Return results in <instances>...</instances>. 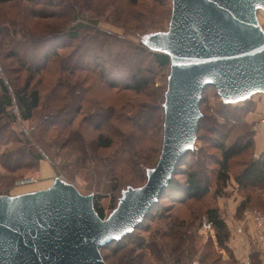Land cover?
<instances>
[{
    "label": "rangeland",
    "instance_id": "rangeland-1",
    "mask_svg": "<svg viewBox=\"0 0 264 264\" xmlns=\"http://www.w3.org/2000/svg\"><path fill=\"white\" fill-rule=\"evenodd\" d=\"M50 1L51 3L48 0H40L38 3H34L26 0H12L0 4V28L9 27L12 31L14 26L11 22H17L22 32L26 34L25 38L33 40L32 45H30L28 40L19 39V34L11 36V41L16 40L11 46H2L4 51L0 50V76L10 79L17 77L16 85L21 86L27 74L32 72L30 85L37 88L40 94L39 106L31 119L21 120L15 108L11 109L12 113L14 112L17 116L14 120L1 116L0 156L7 150L22 144L27 148L30 147L33 152L40 153L43 156L42 160L46 161L52 168L51 177L53 179L55 176L68 179L67 181L72 183L81 193L93 194L106 217L120 196V188H125V184L131 180V175L126 167L110 165L113 175L117 176V189L113 190L109 187L110 183L101 174L91 169L93 161L114 157L115 149L113 147L98 148L92 151L88 147L89 141L96 135L97 131L92 126H88L84 119L88 120L86 116L98 112V106L102 109L108 107L123 109L127 111L125 115L128 117L137 115L139 119L134 124L139 127L144 126L142 129L147 132L144 137L139 132L134 134V136L139 137V144L136 146L140 151L137 152H140L142 159H148L151 165L158 159L163 125L161 123L160 129L159 121L156 127L152 129V122H148V119L151 118V115H155V109L151 108L152 106L157 108V113L162 108L161 100L164 101L163 94L166 90L169 64L159 67L155 62H152L151 56L144 55V53H135L133 58H130L128 54L124 58L123 53L117 55L118 46L123 49L125 45L115 42L114 37L117 36L119 40H127L138 45L145 33L154 29L166 30L171 14V0H138L135 4L129 3L128 0ZM31 10L36 11V14L40 16L31 14ZM257 18L264 29L263 10L257 11ZM16 28L18 29V27ZM72 32H75V37L69 36ZM7 47H16L19 50L20 58L25 61L26 65H30V72L22 69L20 72L15 70L19 66L18 62L13 61L15 58H5L2 55ZM47 50H49L48 59L43 62L40 69L35 71L34 66L43 61L41 55ZM55 50L56 53L53 54ZM133 61L144 67L146 74L153 80L146 91L139 93L120 89L119 86L111 88L106 85L102 78H99L100 66L96 64L105 62L107 69H110L107 78L112 75L119 82L125 83L128 81L127 76ZM75 62L84 65V68H88L89 71H71L68 73L66 69L72 70V66L67 65ZM76 79L84 80L83 85L87 86V92L81 94L83 100L82 96L79 100L71 99L74 95L73 89ZM257 96L255 94L251 99ZM72 100L74 103L69 105ZM81 101L82 103L78 104ZM150 105L152 106L150 107ZM250 106L248 101L224 105L212 86L205 89L200 103L201 111L208 116L213 115L219 122L223 121L219 114L226 118H240L241 122L238 124L237 130L231 134L229 141L236 137H249L247 130L251 128L247 123L243 126L244 120L242 118H245L246 110ZM71 114H73V122L69 129H61L52 122L54 120L58 122L67 120ZM46 117L47 119H45ZM98 120L99 116L94 115L91 118L92 123H96ZM114 123L118 122L114 121ZM70 129L80 132V136H71L68 131ZM122 129L125 133L129 132L126 127ZM209 137V133L199 132L193 147L195 149L202 147L204 153L218 154L216 149L207 144ZM144 138L145 140H143ZM16 141H20L21 144ZM82 144L87 148V164L89 166H83L81 162L68 163L67 160L77 155V149ZM147 145L152 147L151 152L145 151L144 147ZM202 152L187 153L185 157L190 161L202 162ZM248 158L249 152H246L232 159L229 172L237 171L241 167L240 159L245 161ZM37 163L39 162L29 161L28 166H18L19 169L12 173L0 167V194H16L40 182L42 179H39L35 174ZM20 165H27L26 160ZM32 165L33 167H31ZM206 165V170L214 167V164L210 162H207ZM198 169L201 170V167ZM207 174L209 176L210 173L207 171ZM28 175L34 177L36 181L27 185H16L20 176ZM174 179L182 182L183 176L177 174ZM211 179L213 180V176ZM142 181L143 178L134 181L133 184L137 185ZM210 204L209 196L200 201L189 200L180 204L171 201L165 195V197L160 198L150 216L143 220L140 228L133 231V235L139 243L140 240L147 242L152 238L160 241L158 236L168 232V230L186 233L188 239L186 236V239H181L177 243L181 246L180 250H183L184 255H188V257L182 258L180 261H174L176 257L171 255V246L166 245L165 238L162 239L163 255L169 264H245L243 262L244 257L237 258L230 248L226 250L220 247L216 237H213V233L210 234L201 228V222L205 218L204 212ZM261 210L263 211V209ZM181 221H184L185 224L177 223ZM171 243L173 246V242ZM123 244L131 247L129 240H124ZM191 247L193 249L188 254V249ZM143 250L145 257L142 262L145 264L144 262L151 256L145 248ZM100 252L107 255L109 261H115V255L111 254L109 249H103ZM137 253H141L140 250H134L133 254ZM253 254L258 260V253ZM249 259V264H251V258ZM150 262L157 264L151 258Z\"/></svg>",
    "mask_w": 264,
    "mask_h": 264
},
{
    "label": "water",
    "instance_id": "water-1",
    "mask_svg": "<svg viewBox=\"0 0 264 264\" xmlns=\"http://www.w3.org/2000/svg\"><path fill=\"white\" fill-rule=\"evenodd\" d=\"M264 0H171L166 30L145 34V46L169 56L162 143L142 185L121 191L102 218L93 194L55 176L42 189L0 194V264H107L100 248L132 232L191 150L200 101L212 86L224 103L264 93Z\"/></svg>",
    "mask_w": 264,
    "mask_h": 264
},
{
    "label": "trees",
    "instance_id": "trees-1",
    "mask_svg": "<svg viewBox=\"0 0 264 264\" xmlns=\"http://www.w3.org/2000/svg\"><path fill=\"white\" fill-rule=\"evenodd\" d=\"M10 1L12 0H0V4ZM26 1L38 3L40 0H26ZM128 1L131 4H135L138 0H128ZM48 2L51 3L50 0H48ZM31 14L38 15L36 14V11L33 10H31ZM11 24L14 26L12 31L9 29V27L0 28V50H3L2 46L4 45H10V46L12 45V43L16 40L13 39L11 41L14 35L19 34L20 35L19 39L21 38V40L23 41L28 40L25 38L26 34L22 32L17 22H11ZM16 27H18V29ZM155 31H161V30L154 29L151 32H155ZM74 33L75 32H72V34L69 36L75 37ZM114 38H115V42H117L118 44L125 45L123 49L118 46V49L116 51L117 55L123 53L124 58L127 54L129 55L130 58H133V55L135 53L137 54L144 53V55L151 56L152 62H155L159 67L169 64V56L165 53L156 52L148 49L143 42V38H141V41L138 45L132 44L127 40H123V39L119 40L117 36H115ZM28 42L30 45H32L33 40H28ZM48 53L49 50L43 52L42 54L43 56L41 55L43 61L34 66L35 71L41 68L44 61L46 62V60L48 59L47 57ZM55 53L56 50L53 51V54ZM2 55H4L5 58H15L13 61L19 63L18 69H15L17 72H20L21 69L26 70V72L27 71L30 72L29 71L30 65H26L25 61H23V59L20 58L19 50L16 49V47L14 48L7 47L5 53ZM111 61H112V56H111ZM96 65L100 66L99 78H102L106 83V85L111 88L119 86L118 88L120 89L132 90L134 92L140 93L146 91L148 86H151L153 82L151 77H149L146 74L145 68L134 61L131 65L130 71L127 76L128 81L125 83L119 82L115 78V76L111 75V73H110L111 76L109 77L110 79L107 78V74H109L108 70L110 69L109 68L107 69L105 62ZM67 66H72V70L66 69L68 73H70L71 71L74 72L89 71L88 68H84V65H81L78 62L68 64ZM2 72L4 73V71ZM32 76H33L32 72L28 73L26 79L24 80V83L21 86L16 85L17 77H13L10 79L9 77L6 78L0 76V118L1 116H5L6 119L9 118L10 120H14L17 116L14 112L12 113L11 109L15 108L21 120L24 121L31 119V117L34 114V111L38 108L40 103V94L38 89L35 87H31L30 85ZM83 84H84V80L76 79L73 89L74 95L71 97V99L76 98L79 100L81 96L84 94V92L85 93L87 92V86L86 85L84 86ZM204 91L202 93L201 101L203 98ZM253 95H251L249 98L243 101H239V102L248 101L251 104L250 108L246 110V113L253 106V103L251 101ZM82 100H83V96H82ZM72 102L74 103V101L72 100L71 102H69V105L72 104ZM239 102H236L235 104ZM81 103L82 101L79 102L78 104ZM162 103L163 102L161 100V107H162ZM223 104L230 105L233 103L223 102ZM151 106L152 105H150V107ZM98 108H99L98 112L94 114L95 116H99V120L96 123L91 122V118L94 115L86 116L88 120L84 119L85 123L88 124V126H92V128L95 131H97L96 135L89 141L88 147L92 151L98 148L106 149L113 147V149H115V156L112 158L110 157L105 158L101 161H93L91 163L92 168L91 167L90 168L97 171L98 174H101L102 177H104V179L110 183L109 187L113 190L117 189L116 187L117 176L113 175V171L110 168V165H113L114 167L117 165L127 168L128 173L131 175V180L130 182L125 184V188L127 186L142 185L145 181L146 169L148 167L154 166L157 160L151 165L149 164L148 159L145 158L142 159L140 157V152H137L140 151L136 146L137 144H139V137L136 135L134 136V134L139 132L140 134H142L141 135L142 137L146 136L147 134L146 130L142 129L144 128V126L139 127L138 125L134 124L139 119V117L135 114L132 117H128L125 115L127 111H124L123 109L120 110L119 108L108 107L106 109H102V107L99 106ZM151 108L155 109V115H151V118L148 119V122H152L151 128L154 129L157 123L160 121V129H161V123L163 125V117H164L163 107L160 108V111L158 113L156 112L157 109L156 107L152 106ZM50 116L51 114L49 115V117ZM219 116L223 119L222 122H219L218 119L215 118L213 115L208 116L203 111H201V117L198 121V128L196 133V140H197V134L199 132L209 133L210 137L209 139H207L208 142L207 144H209L211 148L216 149L218 154L204 153L202 152L203 151L202 147H198L196 149L195 147H193L191 150L186 151L185 154L179 160L168 185L165 187L158 201L155 203V205L152 207V209L144 219L150 216L152 210L156 207L160 198L165 197V195L169 197L171 201H175L180 204H184L189 200L200 201L203 200L204 198L206 199L207 196H209L211 204L206 208L204 212V217H206L207 220L213 224V237H216V241L218 245L226 250H229V247L227 246V241L229 238V230L227 228V225L223 219L221 212L214 204V199L217 196H223L226 193L225 187L227 185V181L230 178V176H232L238 185V189L241 196L243 197V200L239 205V210L243 211V209L247 207H258L260 209H263L264 211V151H262L258 155H255V153L253 152V131L251 129L247 130L249 137H244V138L236 137L235 139L229 141L231 134L235 130H237L238 124H240L241 122L240 118L237 119L229 118V117L226 118L224 116L222 117L220 114ZM47 117L45 119H47ZM242 119L244 120V118ZM65 120H63L62 122H58L57 120H54L52 122L53 124H57V126L60 127L61 129L64 128V130L71 128V124L73 122V114H71L66 121ZM114 121L118 123H114ZM244 121H243V126L244 124H246V122ZM123 125L129 129V132L126 133L124 132L122 128L125 127ZM249 126L251 128V125ZM68 131L71 136H78V137L80 136L79 134L80 132L72 131L71 129ZM143 140H145V138ZM210 141L212 142L209 143ZM16 142H19L21 144L20 141H16ZM144 148L145 151H149V152L152 151V147H150L149 145H147V147ZM77 150H78L77 155L73 156L72 158H69L70 160H67L68 163L76 164L81 162L83 166L86 165L89 166V164H87L88 158H87L86 146L82 144V146ZM196 152H202L203 154L202 162L190 161L186 159L185 156L187 153L195 154ZM246 152H249V158L246 159L245 161L240 159L241 167L234 173H230L229 168H230L231 160L243 155ZM41 159H43V156L40 153H35L30 149V147L27 148V146H24L22 144L16 148H12L1 154L0 167L5 171L12 173L19 169L18 166H28L29 161L39 162ZM24 160H26L27 165H20ZM207 162L214 164V167L209 168V170H206L205 165L207 164ZM31 167H33V165ZM200 167L201 170L198 169ZM37 169H38V163L36 165L35 170L37 171ZM207 171L211 175L209 174L208 176ZM177 174L183 176L182 182L174 179V176ZM28 176H20L18 179ZM211 176H213V180L211 179ZM142 178H143L142 183L137 185L133 184L134 181L140 180ZM63 180L68 182L67 181L68 179L67 180L63 179ZM123 189L120 188V196L112 206V210L117 206L119 198L121 197V191ZM259 196H261L260 197L261 199L259 198ZM93 205L98 215L104 218L105 216L103 213V209L100 206H98L97 200L94 197H93ZM143 220L139 223V225L135 229L140 228ZM177 223H181L182 225L185 224L184 221ZM133 231L122 237L120 240L113 241L100 248V251L103 249H109L110 253L115 255L114 256L115 261H109L107 255H105L104 253L101 254L107 264H143L142 261L143 258L145 257L143 250L144 248L148 251V253L151 256L149 257V259H147L144 262L145 264H154L150 262V258L154 260V262H156L157 264H169V262L166 260L165 255H163L164 246L161 245L162 239L164 238L166 239V245L171 246V252H172L171 255H174L176 257L174 261H180V259L188 257V255H184L183 250H180L181 246L179 243H177L181 239L182 240L186 239L187 236L186 233L168 230V232L161 233L158 236L160 241H157L152 238V240L150 241L145 242L143 240H140V242L138 243L137 238H135L133 235ZM124 240H129L131 247H128L126 244H123ZM171 242H173V246ZM136 249L140 250L141 253L133 254L134 250ZM192 249H193L192 247L188 249V254L191 253ZM250 258H251V264H261V261L259 259H258L259 261L255 259L254 254H252Z\"/></svg>",
    "mask_w": 264,
    "mask_h": 264
},
{
    "label": "crops",
    "instance_id": "crops-1",
    "mask_svg": "<svg viewBox=\"0 0 264 264\" xmlns=\"http://www.w3.org/2000/svg\"><path fill=\"white\" fill-rule=\"evenodd\" d=\"M255 94L258 96L251 99L253 106L245 114L244 120L251 125V130L253 131V152L258 155L264 151V93ZM35 174L42 180L33 185V187L17 193L46 188L53 180V177H51L52 168L42 159L38 163V169ZM225 192L223 196H217L214 199V204L221 212L229 230L227 246L237 258L244 257L243 262L245 264H249V258L253 253H258L261 264H264V244L256 238L255 229L251 223L244 219V209L243 211L239 210L243 197L232 176L227 181Z\"/></svg>",
    "mask_w": 264,
    "mask_h": 264
},
{
    "label": "built area",
    "instance_id": "built-area-1",
    "mask_svg": "<svg viewBox=\"0 0 264 264\" xmlns=\"http://www.w3.org/2000/svg\"><path fill=\"white\" fill-rule=\"evenodd\" d=\"M34 181H36L34 177L28 176L18 179L16 185H27ZM243 216L254 227L256 238L264 244V211L257 207H247L243 211ZM201 228L210 234L213 233V224L206 217L201 222Z\"/></svg>",
    "mask_w": 264,
    "mask_h": 264
}]
</instances>
